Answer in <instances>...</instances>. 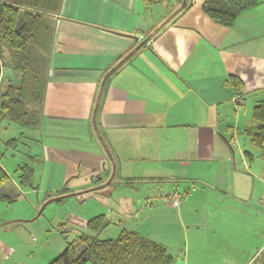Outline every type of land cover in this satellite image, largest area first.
Here are the masks:
<instances>
[{"label":"crops","instance_id":"obj_1","mask_svg":"<svg viewBox=\"0 0 264 264\" xmlns=\"http://www.w3.org/2000/svg\"><path fill=\"white\" fill-rule=\"evenodd\" d=\"M204 1L63 0L52 17L42 104H28L40 110L28 138L37 143L51 196L59 192L50 185L57 178L61 192L74 194L111 177L113 164L114 177L119 173L125 183L202 181L201 194L190 200L186 189L181 203L173 204L177 227L185 232L183 258L175 264H253L258 251L224 254L220 244L205 240L200 226L205 220L214 233L248 231L239 216H250L256 204L264 213V160L240 141L249 140L244 130L264 99V0L242 11L232 26L212 21ZM232 75L241 88L234 89ZM184 218L195 228L191 239ZM259 228L264 232V225ZM14 254V246L0 240V263Z\"/></svg>","mask_w":264,"mask_h":264},{"label":"rangeland","instance_id":"obj_2","mask_svg":"<svg viewBox=\"0 0 264 264\" xmlns=\"http://www.w3.org/2000/svg\"><path fill=\"white\" fill-rule=\"evenodd\" d=\"M5 50V54L12 58L8 46H5ZM36 70L40 73L38 69ZM6 74L13 81L17 77V73L11 67L2 68L0 89H3V84L9 81L4 76ZM30 104L37 107L33 100ZM29 129L20 127L7 118H0V163L11 178L0 188L1 195L9 196L0 197V240H4L15 248L14 256L0 264H43L51 255L53 257L51 260L54 259L65 249L67 241L78 238L80 228L86 230L82 225L89 218L101 213L105 214L106 220L111 223L100 231V237L115 238L123 227L130 228L152 240L165 244L175 256V262L183 258L180 255V249L183 246L180 240H185V232L184 230L180 231L177 227L175 222L176 207L172 203L173 199L171 201L168 196L175 191L171 186L177 185L180 191V203L185 197L186 189L192 192L191 200L197 193L203 192L202 181L197 182L196 179L179 182L135 179L133 183H125L117 173L113 179L109 177L105 180V177H101V179L93 181V184L87 188L77 190L74 194H66L61 192V180L57 178L58 180L50 182V185L58 186L59 192L54 193L55 196H51L47 191L49 178L45 175L41 176L43 163L40 162L41 159L38 156L37 143L28 138L30 136ZM21 132H26V137ZM16 137L14 144L9 145V140ZM35 137L37 138V136ZM240 138L243 147L254 150L246 137L241 136ZM255 161H260L257 155L254 158ZM24 164L34 168L33 183L18 187L14 185L12 179L20 180L19 176L22 173L20 165ZM96 170L100 169L96 168ZM196 173L197 177H203L205 174L200 170H196ZM110 179L112 181L106 184ZM199 183L201 187H199ZM72 185L71 182L69 186ZM84 190L87 191L83 192ZM55 191L53 190V192ZM57 197L59 199H54ZM60 197L62 198L60 199ZM197 206L193 205L192 210H196ZM252 208L254 210H252L253 212L250 210L252 214L244 217L241 214L243 206L236 207L241 211L238 212L241 214L239 216L241 222L246 221V224H249L250 230L248 231L225 228L214 233L213 226L209 223L206 225L205 220L203 221L205 227L200 226V230L209 243L215 241L216 244H220L219 247L224 249V254L230 253L231 256H238L258 251L252 262H254L253 264H264V246L261 244V240H264L262 237L264 232L259 228L260 225H264V213L263 210H257V204L252 205ZM192 215L197 219L200 218V215L195 212ZM189 221L184 218L185 226L191 230V239L195 228L189 225ZM89 233L94 234V231ZM227 248L231 251H228ZM235 248L239 252H236Z\"/></svg>","mask_w":264,"mask_h":264},{"label":"trees","instance_id":"obj_3","mask_svg":"<svg viewBox=\"0 0 264 264\" xmlns=\"http://www.w3.org/2000/svg\"><path fill=\"white\" fill-rule=\"evenodd\" d=\"M155 1V0H149ZM63 0H0V75L4 67H11L17 77L6 81L0 89V118H7L23 128L39 123V109L29 108V100L42 104L45 66L52 49L54 24L52 17L60 11ZM258 0H205L202 9L210 19L224 26H232L239 14L253 7ZM9 47L12 58L5 52ZM38 69L40 73L37 72ZM234 89L241 88V80L231 76ZM23 134V132H21ZM252 146L264 160V99L252 112V123L244 130ZM16 138L9 140L14 144ZM11 141V142H10ZM252 157L250 151H245ZM20 185H32L34 168L20 165ZM10 175L0 163V188ZM134 182V180H127ZM64 190L62 192H67ZM67 194V193H66ZM0 197H9L1 195ZM61 199V198H60ZM108 224L105 214L89 218L79 229L78 238L67 241L65 249L48 264H173L175 256L163 243L136 231L123 228L115 238L99 236ZM93 232L91 234L89 232Z\"/></svg>","mask_w":264,"mask_h":264},{"label":"water","instance_id":"obj_4","mask_svg":"<svg viewBox=\"0 0 264 264\" xmlns=\"http://www.w3.org/2000/svg\"><path fill=\"white\" fill-rule=\"evenodd\" d=\"M115 68H113L112 70H114ZM103 85V84H102ZM95 112H96V109H95ZM94 124H95V127H96V129H98V127H97V124H96V120H95V117H94ZM100 135V134H99ZM101 136V135H100ZM104 142V141H103ZM104 145H105V147H106V150H107V152L109 153V155H110V157L112 158V161H113V157L111 156V153H110V151H109V148L107 147V145L105 144V142H104ZM114 162V161H113ZM115 164H113V173H112V176H111V179H113V177H114V175H115ZM111 179L109 180V182L111 181ZM108 182V183H109ZM63 197V196H62ZM62 197H60V198H62ZM54 199H59V197H57V198H54ZM51 200H53V199H51Z\"/></svg>","mask_w":264,"mask_h":264},{"label":"built area","instance_id":"obj_5","mask_svg":"<svg viewBox=\"0 0 264 264\" xmlns=\"http://www.w3.org/2000/svg\"><path fill=\"white\" fill-rule=\"evenodd\" d=\"M179 198H180V194H179L178 192H175V193L172 195L173 204H174L175 206H178V205L180 204Z\"/></svg>","mask_w":264,"mask_h":264}]
</instances>
